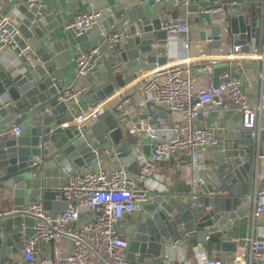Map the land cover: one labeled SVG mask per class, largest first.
<instances>
[{
	"label": "water",
	"instance_id": "1",
	"mask_svg": "<svg viewBox=\"0 0 264 264\" xmlns=\"http://www.w3.org/2000/svg\"><path fill=\"white\" fill-rule=\"evenodd\" d=\"M76 1L88 7V12L100 13L99 28L74 39L63 37L55 41L53 32L59 25L55 14L45 15L41 5L30 6L21 0L18 11L23 18L17 49L5 52L11 65L0 66V204H12L8 211L0 209L1 262L22 251L24 236L31 238L35 234V219L25 214L23 207L41 198L44 210L52 217L67 209L66 199L58 192L65 180V164L98 171L100 161L112 153L128 173H139L129 143L136 137L124 136L122 127L126 123L120 125V117L111 110L98 114L92 124L79 123L73 105L57 100L61 90L58 82L64 78L67 64L78 54L99 48L101 58L88 75L98 82H90L92 93L85 96L95 108L143 73L166 66L168 57L161 53L168 44L167 32L161 28L164 5L140 0L130 11L113 12L111 8L125 0ZM199 1L186 6V0H169L167 13L185 23L188 13L201 10ZM220 5L225 10L222 25L211 26L202 38L212 37L219 48L225 31L235 45L244 46L243 50L247 51L246 44L253 40L259 45L256 32L258 18L264 15V0H220ZM111 31L123 34L115 44L104 40L103 34ZM26 46L31 51L23 55L21 51ZM219 71L216 68L214 72L215 86L220 85ZM80 83L85 84L86 79ZM168 114L171 113L148 103L141 119H166ZM240 121L241 114L237 113L222 138H216L220 146L217 151L212 146L207 148L215 153L209 184L200 185L199 189L190 184L156 190L151 194L150 212H136L127 228L121 229L122 223H118L120 233L130 239L129 261L157 264L165 247L174 240L184 241V234L197 237L199 244L216 235L223 242L233 222L245 214L238 185L249 179L254 184L256 173L264 165V130L244 129ZM15 128L18 135L13 133ZM143 143L150 145V139L145 138ZM146 155L150 154L146 151ZM24 227L27 229L23 233ZM222 246L225 249L226 243Z\"/></svg>",
	"mask_w": 264,
	"mask_h": 264
},
{
	"label": "built area",
	"instance_id": "2",
	"mask_svg": "<svg viewBox=\"0 0 264 264\" xmlns=\"http://www.w3.org/2000/svg\"><path fill=\"white\" fill-rule=\"evenodd\" d=\"M25 1L32 6L43 0ZM159 2L160 0H155V3ZM188 3L186 0L185 5L188 6ZM203 13H214L222 19L225 16L223 6L218 3ZM99 17L98 11L79 13L66 29L73 30L76 37L88 34L99 26ZM161 28L167 32V39L171 40H177L190 31L187 22L180 23L170 13L163 15ZM103 35L104 40L110 44L117 43L123 37L122 33L114 31ZM20 36L19 26L9 15L0 13V53L9 49L16 50ZM205 42L212 44L214 39L207 38ZM246 46L250 50L247 59L260 64L261 91L257 104L247 102L240 89L241 80L231 72L223 75L225 82L219 86L212 83L207 89L200 88L197 92L194 90L197 78L190 64L198 61L201 74L213 75L221 64H231L237 60L243 45H234L228 52L214 57L201 50L199 57L193 62L192 59L187 60V67L173 64L151 72L142 83V97L139 101L132 92H126L117 97L113 106L110 105L111 110L126 120L129 136L145 134L150 139L149 156L140 154L139 145L132 146L133 156L139 165L137 177L130 178L125 168L106 171L100 167L98 171L78 172L65 164V180L58 192L66 199L67 209L52 217L44 210L41 198L23 207L22 211L35 219V234L22 242L19 262L7 260L0 264H141L128 260L130 239L120 233L117 225L136 212L143 211L144 205L151 200V194L163 188L160 174L163 162L186 154L191 157L192 164L197 165L200 160L196 150L205 151L217 144L210 129L196 124L198 117L207 113L209 107H221L229 100L235 111L241 114L240 124L244 129L260 132L264 125V32L260 45L253 40ZM184 48L189 49V45L185 44ZM30 51L29 46H26L21 54L26 55ZM100 58L99 48L77 55L76 78L79 84L61 89L57 95L59 102L74 105L91 94L90 86L81 84L80 81L88 78ZM132 103H135L139 116L146 104L151 103L178 115L179 119L168 126H146L143 121L134 123L130 120L129 106ZM101 105L106 104L79 112V123H94L98 114L104 112ZM13 133L18 135V128ZM205 183L206 179L201 175L192 177L190 181L193 189ZM252 199L254 223L251 236L245 240L247 245L239 249L232 260L211 257L202 245L194 246L192 257H189L185 248L172 242L165 247L158 264H264V189L259 188ZM123 228L121 225V229ZM26 229L23 228V233ZM63 239L69 240L73 247L70 255L65 258L62 257L59 246Z\"/></svg>",
	"mask_w": 264,
	"mask_h": 264
},
{
	"label": "crops",
	"instance_id": "3",
	"mask_svg": "<svg viewBox=\"0 0 264 264\" xmlns=\"http://www.w3.org/2000/svg\"><path fill=\"white\" fill-rule=\"evenodd\" d=\"M140 0H125V3L122 5H117L111 10L113 12L125 9L126 11L132 10L139 4ZM155 3V0H151ZM169 0H160L163 3L164 9L161 13L163 16L168 11L166 5ZM21 0H0V13L9 15L16 25H20L23 16L18 11V5L20 4ZM189 4H196L194 0H188ZM220 4V0H200L199 5L201 6V10L199 13H188L187 20L190 27V31L188 34H183L177 40L168 39V44L161 49V53L168 57V64L169 65H182L183 67H187L189 64L187 60L192 59V62L199 57L200 51L203 50L209 56H219L223 52H228L232 46L235 45L234 41L226 34L225 31H222L221 36V45L217 48L212 44L206 43V39L209 38L208 36L202 38L203 32H210V28L213 25H222L223 20L220 18V15L206 14L203 13L204 10H208L216 6L217 3ZM70 4H73V9L70 7ZM39 5L44 9L43 13L45 15L48 14H55L54 20L59 22L58 27L55 28L53 35L54 40L58 41L63 37L74 39L76 37L75 32L73 30H67L66 26L70 24L75 16L82 12H88V7L82 6L76 0L72 2L69 0H43ZM99 28V26L97 27ZM120 31L124 33L123 28H120ZM264 32V15L262 14L258 18V28L256 32V38L259 40L260 44L262 42V36ZM212 38V37H210ZM213 39V38H212ZM188 44L189 49H185L184 45ZM259 44V45H260ZM200 46V47H199ZM248 51L250 50H243L241 54L238 56L237 60L233 61L231 64H221L217 68L220 69L219 71V81L220 83H224L225 80L223 79V75L225 73H232L236 75L241 80V92L244 94L246 100L251 105L257 104L260 99V91H261V83L259 78L260 73V64L256 61H252L247 59ZM78 52V51H76ZM11 65V62L8 60L5 53H0V66L8 67ZM164 66V67H166ZM161 67V68H164ZM161 68H157L152 72H155ZM190 68L192 69L193 74L197 78V83L195 86V92H197L200 88L207 89L210 84H214L215 81V73L213 75L209 74H201L200 73V66L198 61L190 64ZM65 76L64 78L58 82L61 89L66 87H71L77 82L76 78V71H77V64L76 61L73 59L70 61L66 68L64 69ZM105 71L102 70V73ZM151 72L143 73L139 78L133 81L131 84L126 85L125 87L120 88V90L116 91L110 98H107L104 102L100 104H106L105 106L101 105L103 111L111 110L110 105L113 106L114 102L116 101L117 97L123 93H130L132 92L135 99L137 101L140 100L142 97L141 94V86L142 83L145 81L146 77ZM98 82V79L95 78L93 75L86 79V85L90 86V82ZM91 88V86H90ZM92 93V92H91ZM90 100L87 98H81L76 104L73 105L75 108L76 115L79 112L84 110H89ZM97 104V105H100ZM131 115L130 120L134 123L139 121H143L144 125L156 127L159 125H171L174 120H178L179 116L174 114H168L167 118L163 117H148L147 120L141 119L142 113L139 114L136 111L135 103H132L129 106ZM113 111V110H111ZM114 114L118 115L113 111ZM238 112L235 111L234 107L232 106L229 100H226L224 105L218 108L209 107L207 113L201 114L196 124L200 126L207 127L210 129L216 138H222V135L227 131V127L232 122L233 118L236 116ZM119 116V115H118ZM120 117L119 124L123 125L126 123L125 127H122L123 133L125 137H128V129L129 125L127 124L124 118ZM79 122V120L77 119ZM66 125V124H65ZM264 130V125L261 127V131ZM146 138L145 134H141L140 136L136 137L135 140L130 141L129 143L131 146L139 145L140 154L146 155V151L151 154V147L150 145H145L143 140ZM214 151H217L220 146L219 143L212 146ZM107 155L106 160L102 159L100 161V167L102 170L111 171L113 169L124 168L121 164L120 159H118L112 153ZM196 155L198 156L200 162L197 165H193L191 161V157L186 154L177 155L170 161L163 162L160 166V174L163 178V188L160 190H164L165 188L170 189L173 187L181 188L182 186L186 187L190 185V181L192 177L196 175L204 176L206 179L205 184H209L212 181V166L215 162V153L208 152L207 150L203 151L202 149L196 150ZM78 172L81 171H94L92 167L89 169H77ZM128 173V172H127ZM138 175V174H137ZM137 175L133 173H128L130 178H136ZM248 178L251 177L250 173H246ZM243 181L242 184L238 185V193L243 196L242 201V208L245 209V214L239 217L238 220L233 222V227L229 229L226 234L223 236V242L226 243L225 249H223V242L220 241L221 236H208L206 239L205 244H199L197 242V237H189L187 234H184V241L174 240V243H177L181 247L185 248L188 252V256L192 257V249L196 245H202L206 251V253L214 258H230L231 260L234 258L236 252L245 247L247 244L245 240L251 236L252 226L254 223V201L252 197L258 191L259 188L264 189V165L262 166L261 170L256 173L254 184L252 181ZM254 186V188H253ZM199 189V188H198ZM199 192V191H197ZM153 202L150 200L149 203L144 205L143 211L139 212L141 214H146L152 210ZM12 208V204L10 202H1L0 209L1 211H8ZM133 222V216L127 217L123 220L122 226L127 228V226ZM29 237L24 236L22 242L28 239ZM234 244L235 247H232ZM235 248V249H234ZM229 249V251H226ZM21 258V252L12 253L9 257L5 258V261L10 260L14 262H19ZM0 263H2L0 261ZM158 264V263H157Z\"/></svg>",
	"mask_w": 264,
	"mask_h": 264
},
{
	"label": "rangeland",
	"instance_id": "4",
	"mask_svg": "<svg viewBox=\"0 0 264 264\" xmlns=\"http://www.w3.org/2000/svg\"><path fill=\"white\" fill-rule=\"evenodd\" d=\"M59 246H60V248L62 250V257H64V258L69 256L70 253L72 252L73 247H72L70 241L67 240V239H63L60 242Z\"/></svg>",
	"mask_w": 264,
	"mask_h": 264
}]
</instances>
